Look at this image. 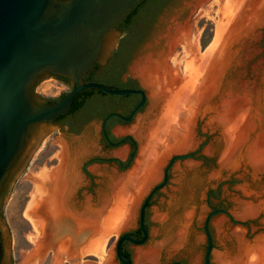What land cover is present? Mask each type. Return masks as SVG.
Returning <instances> with one entry per match:
<instances>
[{"label": "bare ground", "instance_id": "1", "mask_svg": "<svg viewBox=\"0 0 264 264\" xmlns=\"http://www.w3.org/2000/svg\"><path fill=\"white\" fill-rule=\"evenodd\" d=\"M206 1L199 0V3ZM213 2L221 5V17L216 35L205 51L201 52L199 46L190 40L187 26L177 24L173 28L174 32L171 29L167 34L170 45L168 51L152 52L134 66L135 75L151 93L152 110L139 117L137 125L131 129L139 141V157L128 174L115 173L110 177L107 186L110 193L106 195L104 192L102 200L97 203L88 199L83 212L73 209L71 199L83 181L79 166L83 157L90 152L85 145L74 153L64 146L59 156L60 165L42 171V184L37 188L39 192L33 208V214L39 213L40 216L35 219L37 215L31 216L28 212L40 234L46 236L50 228L54 233L61 230L65 227V219L71 217L80 227L79 231H85L81 230L84 228L88 231L93 227L99 236L81 253H93L104 258V244L108 236L134 224L141 197L162 176L167 159L174 152L195 147L196 124L200 115L207 117L209 129L221 131V145L224 148L222 169L235 170L245 166L250 167L255 176L264 174V89L256 81L238 80L228 83V87L222 91L224 75L233 64H242L243 58L250 54L248 52L253 51L249 47L251 43L261 36L259 28L264 25V0ZM179 43H183L184 57H187L184 76L180 73L177 58L173 59L176 66L169 62L170 53ZM239 53L240 57H237ZM259 72L264 82V60ZM162 107L164 109L160 112ZM214 148L208 147L207 152L211 153ZM195 167L194 162L186 164L188 170ZM181 169L177 167V174ZM92 170L100 172L101 167L93 166ZM184 179L185 174L179 173L177 182L182 185ZM241 189L247 195L256 197L264 194L253 190L247 183L241 185ZM176 201L177 196L171 206L177 204ZM262 211L264 200L254 203L239 199L234 214L247 219L258 216ZM156 215L157 220H165L162 215ZM167 215L170 228L178 227V231L167 229L164 241L148 248L138 247L135 252L138 264H159L164 247L174 251L187 243L193 211L181 218L174 217L170 211ZM214 227L223 240L226 237V220H216ZM233 235L237 252L228 247L216 250L215 264H264V235L249 240L246 238V229L241 226L234 230ZM71 239L58 243L56 263H60L63 257L70 258L74 253ZM44 243H41V250L46 246ZM71 258L73 262L76 256ZM104 264H116L113 254Z\"/></svg>", "mask_w": 264, "mask_h": 264}, {"label": "rangeland", "instance_id": "2", "mask_svg": "<svg viewBox=\"0 0 264 264\" xmlns=\"http://www.w3.org/2000/svg\"><path fill=\"white\" fill-rule=\"evenodd\" d=\"M213 1L214 0H207L205 3L200 4L199 0H164L146 20L140 19V21L138 20L135 22L137 33L132 40L128 41L131 46H128L129 62L125 67V76L130 75L141 84L147 92L148 103L145 109L136 116L133 122L129 124L124 123L115 125L112 129V132L117 139L131 135L134 141L131 142L128 140L126 143L113 148L110 152V156L125 161L132 156L137 146L134 158L128 168L120 169L115 163L112 164V166L93 164L88 167L89 171L95 176L98 184L96 190V202L93 203L101 201L104 192L106 195L110 193V190L107 187L110 177L115 173L128 174L133 169L136 160L139 157V141L131 129L137 125L139 117L141 118V116L147 115L152 110V96L141 79L135 75L133 71L134 66L142 57L151 55L153 54L152 52H161L170 49L167 34L172 30L174 32L175 29L173 28L177 24H181L184 27L187 26L186 28L189 30L190 40L199 46L201 52L205 51L216 35L217 23L221 17L219 13L221 5ZM259 30L261 31V36L251 43L252 46H249L250 48H253V51L248 52L250 54L243 58L242 64H233L229 71L224 75L222 91L228 87V83L236 82L238 80L256 81L259 83L260 87L264 89V82H262V76L259 72L260 65L264 60V46L254 45L262 40L264 42V25L260 27ZM115 39L116 45L123 40L118 32L115 33ZM107 44L109 43L107 42ZM183 46V43L176 45V48L169 55V62L170 65L176 66L173 59L177 58L179 60L178 67L180 73L184 76L187 57H184L186 55ZM109 50L112 51L114 49L110 46H106L105 53ZM237 57H240V53L237 54ZM66 90H69L67 86L53 78L43 86L39 92V96L55 98ZM163 109L164 108L162 107L159 111L162 112ZM207 123V117L200 115L196 124L195 147L185 151L174 152L164 164L163 170L172 156L187 152H197V158L189 157L183 160H178L174 163L170 170L168 184L161 189L154 198L155 202H159L164 197H167V193H169V196L167 197L168 201L165 204H160V206L155 205L150 210L149 225L151 240L148 245L143 246L145 248L164 241L167 229L178 231V227L170 228L171 225L169 224L167 215L169 211L174 217L177 216L178 218L185 216V213L190 211H193L194 214L190 228V235L185 246L174 251H171L168 247H164L160 253V263L162 260L163 262H167L171 257L181 259L187 264L203 263L206 246L203 224L210 211L205 203V198L210 191L218 189L222 182H226V184L220 188L223 202L226 203L229 212L238 220L247 221L248 219L238 218L234 214L237 200L242 199L253 201L254 203H259L264 200V194L260 195L261 197H256L254 195H247L241 189V185L247 183L253 190L258 191L257 189H263L262 192L264 193V174L255 176L251 168L245 166L235 170L222 169L221 160L224 155V148L221 145L223 143L221 140L222 134L219 129H209ZM93 124L94 122L91 123L90 126H93ZM46 128L48 127L45 126L43 130ZM49 128L56 135L52 139L45 137L27 166L22 162L15 170L20 177L2 200L3 215H1L0 219L4 220L6 223L8 235L6 251L10 255L11 264H26L27 262H29V264H73V262L78 264H104L111 254H113L116 264H119L115 254L116 244L122 233L131 231L137 227L136 221L132 226L113 232L108 236L107 241L104 244L105 255L104 258H102V256L93 253H81L87 245L91 244L92 241L99 237L93 231V227H90L88 231L85 228L81 229L85 231H79V235L81 234L80 236L77 234L75 237H72L71 234L63 235L57 233V238H55L53 236V230L48 232V236L40 234L34 222L28 216L29 212L31 216L37 215L34 216L35 219L39 218L40 214H33V211L35 209L34 202H37L36 198L39 192L37 188L42 184V171L52 170V165H54L59 158L61 152L65 148L64 146H67L73 153L83 145L89 147L90 152L93 149L91 148L94 144L93 140L83 138L82 134L79 136H71V142H68L65 133L62 131H54L51 127ZM95 128L96 131H99V125L96 124ZM210 146H215L216 148H214L211 153H208L207 148ZM122 151L125 152L123 153L124 155L120 154ZM188 162L196 163V167L192 170H188V168H186ZM93 166L102 167L101 171L94 172L92 170ZM177 167H180V169L183 167L178 174L176 172ZM179 173L185 174V179L182 185L177 182ZM162 179L163 171L162 176L153 182L141 197L139 202L140 206L151 188L158 184ZM176 196L177 204L171 206V202L173 199L175 200ZM216 203H218V201H216ZM175 207L176 209H174ZM156 214L162 215L165 220H157ZM220 218L226 220L227 226L226 237L223 240L220 239L214 227L215 221ZM250 221H257L258 223L257 226L253 225L251 234H254V238L251 240L264 235V211L258 216L250 218ZM239 226L245 228L246 231L248 230V228L242 224L232 225L229 217L225 214H219L212 218L211 230L214 235L216 246L212 252L211 264H215L214 252L227 247L225 246L221 248L224 241L230 242L231 248H228L232 249L235 253L237 252V243L233 232ZM195 233L198 235H195ZM199 238L201 239L198 240ZM67 239H71L73 242L74 253H72V256H76V258L72 262L71 259L73 258H71L72 256L70 255V258L68 256L63 257L60 263H56L58 243ZM41 243L46 245L43 250H41ZM138 247H140V245L132 246L134 264H138L135 257V252ZM190 252L197 255V257L193 259V256L189 254ZM196 258H198V261H195Z\"/></svg>", "mask_w": 264, "mask_h": 264}, {"label": "water", "instance_id": "3", "mask_svg": "<svg viewBox=\"0 0 264 264\" xmlns=\"http://www.w3.org/2000/svg\"><path fill=\"white\" fill-rule=\"evenodd\" d=\"M139 1L0 0V193L8 181L2 200L20 177L15 170L22 162L27 166L45 137L52 139L56 135L49 127L43 130L45 125L38 123L68 112L80 93L101 89L112 95L142 94V101L129 117L116 114L126 121H130L144 104V90L113 89L102 83L83 80V76L105 51L106 46L104 49L102 46L104 42L111 43L113 49L117 48V31L113 29ZM46 71L71 77L78 83L58 101L37 104L32 99L31 89L36 85L39 94L43 86L53 79L47 76L39 79ZM136 149L137 146L131 160ZM193 155L187 152L172 156L163 170V179L151 188L143 204H138L135 221H141L144 237L140 239L131 232L121 234L115 247L116 258L120 263L133 264L132 259L122 251L125 240L138 245L146 241L148 229L144 223L145 209L153 195L168 183L169 169L173 163ZM17 162L18 166L14 170ZM213 209L204 221L205 237L209 241L205 264H210L213 251L209 227L211 217L226 212L219 208ZM0 226L3 230V235L0 231L1 264L3 239L6 247L8 235L6 223L2 219ZM246 238L251 240L254 234L246 233Z\"/></svg>", "mask_w": 264, "mask_h": 264}, {"label": "flooded vegetation", "instance_id": "4", "mask_svg": "<svg viewBox=\"0 0 264 264\" xmlns=\"http://www.w3.org/2000/svg\"><path fill=\"white\" fill-rule=\"evenodd\" d=\"M138 20L140 21V18ZM113 30L117 31L118 34L123 38V40L118 43L117 45L118 47L116 49L112 51L109 50L106 53L105 51L104 52L102 51L99 59H97L95 64L83 76V80L85 82L102 83L110 87H117L119 89L129 88V89H136V90H144L146 94V100L144 104L140 107V109L134 114L133 118L130 121H126L120 118L119 116H117L116 114L123 115L124 117H129L131 113L133 112V110L136 108V106L142 101V98H143L142 94L138 93V94H128V95H112V94L106 93L105 91L101 89H93L90 91H84L80 93L74 99L72 107L70 108L68 112L61 114L52 120H45V121H42L41 123H38V124H43L47 127H51L54 131H58V132L62 131L63 133H65V136L68 138V142H71L70 140L71 136H79L81 134L83 135V138H88V139L93 140L94 144L91 147L93 148L92 151L83 157L81 164L79 166L80 171L83 174V181L71 199L72 207L76 212H83L85 210L86 202L88 199H91L92 202H96V194H97L96 190H97L98 184H97L95 176L88 169L90 165L100 164L101 166L102 165L112 166V164L115 163L120 169H126L131 164L133 160V159L131 160V156L125 161L110 156V152L112 151L113 148L126 143L128 140L131 142L134 141L133 137L132 138L129 137L131 135H127L125 137L117 139L114 136L112 129L115 125L124 124V123L129 124L133 122L136 116L145 109L148 103L147 92L141 86V84H139L132 76L130 75L125 76V67L127 63L129 62V59L127 60L123 59L124 53H122L123 52L122 49L124 48V46H131L129 42L127 41L132 40V38L136 35L137 33L136 25L133 24V27L131 29L128 28V29H125L124 31H121L120 29H118L117 26ZM254 45L264 46V42L262 40L261 42L256 43ZM102 46L104 49L105 46H113V45L111 43L106 44L104 42ZM45 76H47L48 78H54L55 80L67 86L69 90L62 92L58 97L45 98V97L39 96L37 89H36L37 87L35 85L32 87L31 91H32V99L37 104H45L48 102L58 101L67 92H69L72 88H74L78 83L77 80H74L71 77H68L62 74H57L52 71H46L39 77V79L44 78ZM110 114H113V115H111L105 122V119ZM93 122L95 125L96 124L99 125V131H96L94 124L93 126H90V124ZM192 153H194L192 157L197 158L196 156L197 152L194 151ZM180 160H183V159H180ZM60 163H61V160L60 158H58L55 164L52 165V168L58 167ZM173 165L171 166V168L173 167ZM17 166H18V162L15 165L14 170ZM171 168L169 169V175H170ZM13 173L14 171L12 172V174ZM7 183L5 185L3 192L0 193V218H1V215H3L2 197L5 194ZM225 184L226 182H222L219 185L218 189L210 191V193L206 196L205 203L210 209L207 216L211 212H213L214 210L213 208H219L221 210H225L226 212H219L216 215H212L211 220L213 217L219 214H225L229 217V220L231 221L232 225L242 224L243 226H246L248 228L246 233H248L249 235H252L251 231H252L253 225L257 226L258 225L257 221L251 222L250 220H247V221L238 220L229 212V210L226 207V203L223 202L222 192L220 189ZM160 190H158L153 195V197L151 198L150 202L148 203L145 209L144 223L148 229V237L144 243L140 244V247L148 245L151 240L150 225H149V216H150L151 208L155 205L160 206V204H165L168 201L167 197L169 196V193H167V197H164L159 202L154 201L155 196ZM257 190L262 191L263 189H257ZM216 201H218V203H216ZM143 202L144 200L142 201L141 205L143 204ZM211 220H210L209 227H210V231L212 235V242H213V249H214L216 246V242H215L212 230H211ZM65 221H66L65 227H63L61 230H57L53 234V236L57 238L56 237L57 233H60L63 235L71 234L72 237H75L77 234L79 235V229H78V226L75 224L74 219L69 217V218H66ZM242 222H245V223H242ZM0 231L3 235V230L1 229V226H0ZM50 231H52L51 228L47 230L46 236H48V232ZM128 232L134 233L138 236V238L142 239L144 237V232L142 230L141 221L138 219L137 227ZM203 232L205 234L204 224H203ZM195 235H198V234L195 233ZM3 244H4V255H3L1 264H11V260L7 257L4 239H3ZM134 245H138V244H135L129 240H125L122 244V251L124 255H126L127 257H130L133 261V264H134V260H133L132 246ZM208 246H209V241L206 238L205 254H206ZM225 246L230 247V242L224 241L221 248ZM189 254L193 256L192 257L193 259L197 257V255H195L192 252H190ZM205 254H204V261L202 264H205ZM211 257H212V254H211ZM162 262L163 260L160 263V259H159V264H173L175 262L187 264L185 261L181 259H177L175 257H171L167 262H163V263ZM119 264H122V263L119 262Z\"/></svg>", "mask_w": 264, "mask_h": 264}, {"label": "trees", "instance_id": "5", "mask_svg": "<svg viewBox=\"0 0 264 264\" xmlns=\"http://www.w3.org/2000/svg\"><path fill=\"white\" fill-rule=\"evenodd\" d=\"M164 0H140L133 9L123 18L118 24L117 28L121 31L125 29L132 28L133 24L138 21V19L146 20L149 16L153 14L156 8L161 4ZM128 42V41H127ZM122 53H124V60H127L129 57L128 46H124L122 49ZM121 66V65H120ZM113 89H119L117 87H111Z\"/></svg>", "mask_w": 264, "mask_h": 264}]
</instances>
